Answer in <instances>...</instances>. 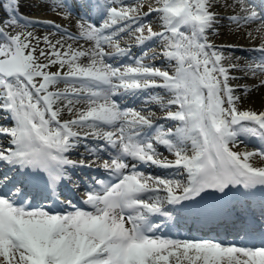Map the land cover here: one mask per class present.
I'll return each instance as SVG.
<instances>
[{
	"label": "snow or ice",
	"instance_id": "6c2138e0",
	"mask_svg": "<svg viewBox=\"0 0 264 264\" xmlns=\"http://www.w3.org/2000/svg\"><path fill=\"white\" fill-rule=\"evenodd\" d=\"M117 3L95 0L91 11L97 21L85 13L77 21V35L66 33L92 42L91 47L74 48L63 37L45 36L40 48L33 32L7 29L48 23L59 32L61 26L21 16L20 0H0L6 14L0 20V110L13 121L0 126V136L9 138L7 147L0 146V163L16 173L0 175V264H264V227L257 230L243 217L232 221L240 243L171 238L157 222L173 219V213L177 222L185 213H202L207 196L219 193L216 199L223 201L233 188L246 190L244 195L264 192V166L254 163L264 161V143L253 151L237 150L249 138L264 142V111L242 110L229 83L242 78L230 75L232 68L252 78L264 76V34L253 49L259 58L242 69L226 67L222 49L209 40L210 32L219 34L222 19L237 28L258 21L254 31L261 33L264 14L245 0L225 4L238 3L240 12L223 16L214 11L221 7L216 0ZM59 9H66L62 18H71L67 0H54L53 10ZM153 13L158 31L145 22ZM127 32L140 46L159 40L161 51L151 57L144 52L135 66H114L113 52L106 48L129 55L119 42ZM157 57L164 58L165 67L155 66ZM256 87H264V79ZM148 89L167 96H151L149 102L165 111L171 127L155 124L152 112L122 108L115 98ZM65 113L69 119H61ZM89 137L104 142L85 147L98 159L102 152L109 155L99 166L115 179L94 180L83 199L87 208L71 201H62L71 211L33 206L36 194L55 196L71 181L69 168L91 166L68 155ZM159 146L174 160L162 158ZM130 161L176 169L181 178L145 174Z\"/></svg>",
	"mask_w": 264,
	"mask_h": 264
},
{
	"label": "bare ground",
	"instance_id": "6f19581e",
	"mask_svg": "<svg viewBox=\"0 0 264 264\" xmlns=\"http://www.w3.org/2000/svg\"><path fill=\"white\" fill-rule=\"evenodd\" d=\"M82 2V0H79V2ZM125 0H122V2ZM251 1V2H250ZM234 2V0H216V3L220 4L221 7L214 9V11L219 12L222 16L223 15H230V14H239L240 12V5L238 3L235 4V7H224L225 4L227 5H232ZM118 3H120V0H118ZM245 3L247 6H249L250 8L254 9H260L261 8V4L262 1L260 0H245ZM53 4H54V0H20V8H19V12L22 14V16H25L26 19L31 20V21H52L57 25H60L62 29L63 27L71 32L72 34H77L78 33V28L77 26L74 25V23L72 22L71 18L69 19H65V18H57V20H55L56 17L60 16V9L59 10H53ZM223 9H226L227 12H223ZM34 10H39V12H37V14H29V12L34 11ZM144 12L148 11L147 6L145 5ZM36 12V11H35ZM4 18H6V14L0 10V20H3ZM153 20H156L157 24H158V18L157 16L155 18H153ZM43 24V23H40ZM47 23H44V25H46ZM259 25V22H254L251 23L249 25H246L243 28H237V26L235 24H230L228 20L226 19H222L220 21V23L218 25H216V27L219 30V33L224 34L226 32V35H222L225 37V42H221V41H217L215 40L214 42H212L213 44H215L218 49H222L223 51V55L227 54L230 56H228L230 59L224 64L226 67L229 64H236L239 66V68H245L248 64L252 63L253 61L250 59V55L252 56H257L254 53L248 54L247 56H243L242 53H239L241 55L238 54H234L232 55L231 53V49L234 46H239V45H247L249 47H253V48H258L261 46L262 44V39H261V35L264 34V30H262L261 33H257L256 31H254V29H256ZM49 28V27H47ZM31 31L33 32L35 37H38L41 41L39 47L40 48H44L45 45L43 44V38L45 36H49L50 38H52L53 40L55 39H60L61 37H63V40L66 44H72V46L74 48L76 47H82V48H89L92 46V42H85V43H89L88 47L82 45L80 43V41L76 42V41H68V36H62V35H55V33L53 32H44L46 33V35H43L42 32L38 29L35 28H8L7 31L14 33L15 31ZM159 29H157L158 31ZM243 30V31H242ZM248 31H252V37H249L247 35ZM240 32V33H239ZM211 38L214 39V34L216 33H212ZM230 34H234V35H230ZM240 34V37L237 35ZM254 37V38H253ZM237 39L240 41V43H236ZM134 40V39H133ZM235 40V41H233ZM35 42V41H34ZM157 42V40H156ZM136 40H135V43ZM227 45V46H225ZM231 46V47H228ZM155 51V50H153ZM226 56V55H225ZM226 56V58H227ZM155 62H159L158 59L155 60ZM56 68L53 67L51 70L54 71ZM250 73H247L245 71H241L238 70L237 68H232L230 69V75L232 76H238V77H242L241 79H235V80H230L229 83L236 88V92L235 95L240 96L241 97V101L239 102V107L242 110L245 109H252L255 110L257 112L259 111H264V87H256L257 84L260 83V79L257 81L256 84H252V82H249L247 80V77L249 76ZM250 77V76H249ZM264 76H262L263 78ZM262 80V79H261ZM63 84L58 85L59 88H63L64 85ZM244 86H248L250 87L252 90L245 92L244 90ZM143 108H155L156 110L159 109L160 107L154 103H150L149 100L148 102H144ZM83 106V105H80ZM175 110V109H174ZM150 111H143V113H148L151 112ZM5 118V117H4ZM3 117L0 118V124H6ZM69 115H67L66 113L64 115H62L61 119H69ZM163 121V120H162ZM170 121L166 120L163 121V124H169ZM13 124L11 123V126ZM7 127V126H6ZM9 127V126H8ZM171 127V126H170ZM6 143L9 144V138L7 136H0V143ZM264 143V142H262ZM261 144L260 143H256L253 140L247 139L245 141L244 144H241L240 147L237 149L239 151H253L255 149H257ZM168 160H174V156L171 154H168L167 156ZM254 163L257 166H264V161H261L259 158H255L254 159Z\"/></svg>",
	"mask_w": 264,
	"mask_h": 264
},
{
	"label": "rangeland",
	"instance_id": "374dc122",
	"mask_svg": "<svg viewBox=\"0 0 264 264\" xmlns=\"http://www.w3.org/2000/svg\"><path fill=\"white\" fill-rule=\"evenodd\" d=\"M142 2V0H134L130 5H128V6H134V5H136V4H138V3H141ZM147 2H151L152 4H153V6H155V0H147ZM36 11V12H35ZM37 10H34V11H30L29 12V14H37ZM223 12L225 13V12H227V10L226 9H223ZM148 21H151V23H152V26H153V29L155 30V28L157 27V25H156V23L155 22H153V20H151L150 19V17H148V19H147V17L145 18V22L147 23ZM32 27V26H31ZM133 27H134V25H133ZM32 28H35V29H37L36 27H32ZM46 31H48V32H50L48 29L47 30H42L41 32H42V34L43 35H46V33H44V32H46ZM243 31V30H242ZM240 33V32H239ZM128 38H131V36L130 35H132V36H135L134 35V33H132V32H128ZM222 35H226V32L224 33V34H221V33H219V34H214V39L213 38H211V36H212V34L211 33H209V40L211 41V42H214L215 40H217V41H221V42H225V37L224 36H222ZM230 35H234V34H230ZM240 37V34H238L237 35V37ZM233 41H235V40H233ZM71 42V41H70ZM65 43V42H64ZM236 43H240V41L237 39V42ZM66 44V43H65ZM86 47H88V44L86 45ZM38 54V53H37ZM226 56L228 55V53L227 54H225ZM224 55V56H225ZM232 55H234V54H232ZM239 55V54H238ZM225 56V57H226ZM229 56V55H228ZM227 56V58L223 61V63L225 62H227L230 58V56L228 57ZM155 66H157V67H159V65H157V64H155ZM56 70V69H55ZM250 76V77H249ZM249 76L247 77V80L249 81V82H252V84H254V82H256L257 80H261L262 79V76H260V75H257L255 78H252V76H251V73L249 74ZM263 79H264V77H263ZM258 85V84H257Z\"/></svg>",
	"mask_w": 264,
	"mask_h": 264
}]
</instances>
